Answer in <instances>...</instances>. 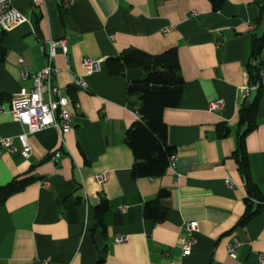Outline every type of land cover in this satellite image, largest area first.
I'll return each mask as SVG.
<instances>
[{
    "label": "crops",
    "instance_id": "obj_1",
    "mask_svg": "<svg viewBox=\"0 0 264 264\" xmlns=\"http://www.w3.org/2000/svg\"><path fill=\"white\" fill-rule=\"evenodd\" d=\"M16 4L29 18L5 31L6 56L0 59V138L18 135L27 125L13 119L12 98L31 88L32 74L46 66L49 40L65 39L54 58V83L70 99L73 126L62 134L55 127L28 133L31 154L4 150L0 188L28 174L36 180L0 203V264H264V205L245 225V177L232 156L237 145L238 110L248 82L247 63L253 34L264 32V0H48ZM262 12V20L259 21ZM255 27L251 29V25ZM3 29L0 27V33ZM178 50L184 88L177 107L167 108L169 142L176 165L160 177H134V154L127 130L139 118L128 82L109 72L106 59L127 48L151 54ZM264 55V49H263ZM85 57L103 59L101 70L86 74ZM23 62L20 63V59ZM30 76L22 78V71ZM83 76L87 88L73 83ZM223 98L219 111L210 101ZM228 122L231 133L216 136V125ZM258 126L246 138L250 168L264 199V91ZM60 153L57 160L52 157ZM105 174L100 182L96 175ZM230 180L231 184L227 183ZM166 218H145V202L160 189ZM107 198L106 229L95 206ZM127 207L121 211L120 207ZM197 220V243L183 253L185 223ZM126 235L125 242L116 237ZM240 241L236 256L228 245Z\"/></svg>",
    "mask_w": 264,
    "mask_h": 264
},
{
    "label": "trees",
    "instance_id": "obj_2",
    "mask_svg": "<svg viewBox=\"0 0 264 264\" xmlns=\"http://www.w3.org/2000/svg\"><path fill=\"white\" fill-rule=\"evenodd\" d=\"M213 8L221 7L223 0H211ZM261 11H264V4ZM262 12L259 21L262 20ZM0 33V59L6 56L3 46L4 34ZM264 32L253 34L251 56L247 63L248 82L257 85L255 91L244 97L240 104L239 124L236 132L237 145L232 156L237 160L245 177L246 209L239 220L245 225L259 214L264 205L263 190L252 175L246 138L258 126L257 114L264 91L261 70L264 68ZM109 72L126 77L130 98L136 97L139 118L127 130L126 141L134 154L132 174L136 177H160L170 166V158L176 147L169 142L168 125L164 119L167 108L177 107L184 88V77L181 72L178 50L171 47L161 53L151 54L138 48H127L118 55L106 59ZM232 131L231 125L220 121L216 125V136L227 137ZM36 180L34 175H20L13 178L7 185L0 188V203L7 197L22 190ZM169 191L160 189L156 198L145 202L144 216L153 221L166 218L167 207L161 199L167 197ZM110 210L109 200L105 197L95 206L98 224L106 229L105 216ZM105 255L100 254L95 264H103Z\"/></svg>",
    "mask_w": 264,
    "mask_h": 264
},
{
    "label": "built area",
    "instance_id": "obj_3",
    "mask_svg": "<svg viewBox=\"0 0 264 264\" xmlns=\"http://www.w3.org/2000/svg\"><path fill=\"white\" fill-rule=\"evenodd\" d=\"M48 0H31V6L37 4L46 5ZM17 0H0V27L4 31H10L14 27L29 22V18L23 10L16 4ZM66 7H70L72 0H62ZM251 29L255 27L252 24ZM49 52L46 59V66L32 74L33 85L31 88L21 87L18 93L12 98L10 105V113L14 120L19 121L28 127V132H22L18 135L21 148H17L12 137L0 138V156L4 150L12 153H19L23 157H29L31 154V144L28 133H35L47 127H55L62 134L73 126V114L69 109L70 99L65 95L61 88L54 83V77L59 72V67L55 64L54 58L57 47H62L66 60L67 45L65 39L49 41ZM20 63L23 62L21 58ZM103 59L85 57L82 66L86 74H94L101 70ZM30 76L29 71H22V78L27 79ZM262 83L264 84V68L261 70ZM73 83L77 86L87 88V82L83 76H74ZM257 85H246L244 87V96L255 91ZM225 105L223 98H216L209 103V109L219 111ZM5 110V106L0 103V111ZM60 153L55 152L53 159L57 160ZM177 155L174 153L170 158V165L175 166ZM96 179L100 182L106 180L105 174L96 175ZM231 184L230 180H227ZM127 207H120L121 211H126ZM199 223L197 220H191L185 223V232L187 238L183 241V253L189 255L192 253L193 247L197 243L196 232L198 231ZM128 237L119 235L116 237L117 242H125ZM240 245L238 239H234L229 243L228 249L232 257L236 256L235 249ZM40 264H49V259L40 261Z\"/></svg>",
    "mask_w": 264,
    "mask_h": 264
}]
</instances>
